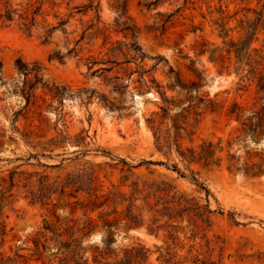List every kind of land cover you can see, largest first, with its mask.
I'll return each mask as SVG.
<instances>
[{
  "label": "rangeland",
  "instance_id": "rangeland-1",
  "mask_svg": "<svg viewBox=\"0 0 264 264\" xmlns=\"http://www.w3.org/2000/svg\"><path fill=\"white\" fill-rule=\"evenodd\" d=\"M259 13L258 47L264 42V0H0V189L2 177L12 171L52 180L92 168L105 187L137 177L165 179L200 195L188 179L154 162L177 163L186 174L188 166L209 188L211 209H223L206 223V239L216 244L211 259L216 264H264V134L246 135L240 122L227 116L233 100L251 105L254 85L246 92L237 90L235 58L222 50L230 37L243 32L241 20ZM131 41L144 52L143 60L128 50L125 43ZM118 46L121 51L113 53L111 48ZM213 48H218L215 60L210 58ZM17 60L28 68L37 66L44 85L20 72ZM177 76L189 91L169 86ZM160 90L174 104L170 115H182L184 147L221 140L223 149H216L211 163L188 165L155 148L153 131L164 136L170 125L169 117L163 123L160 118ZM120 159L136 166L121 171ZM141 160L152 163L137 165ZM6 195L0 252L12 259L9 264L73 263L62 248L55 251L53 241L45 248L34 243L43 242L45 221L61 231L82 226L87 215L82 210L71 214L67 201L73 199L54 194L47 203H33L17 187ZM90 215L95 227L80 239L79 250H84L86 264H102L104 259L99 262L94 254L106 247L108 235L98 212ZM113 237L112 251L159 242L144 226L120 225Z\"/></svg>",
  "mask_w": 264,
  "mask_h": 264
},
{
  "label": "trees",
  "instance_id": "trees-1",
  "mask_svg": "<svg viewBox=\"0 0 264 264\" xmlns=\"http://www.w3.org/2000/svg\"><path fill=\"white\" fill-rule=\"evenodd\" d=\"M94 9L96 20L99 21L98 5ZM7 17H10V14H7ZM261 18L262 14L259 13L253 20L245 22L241 20L240 27L243 32L238 37H230L225 43L226 47L222 49L228 56L233 54L235 58V73L240 74L237 90L242 89L246 92L254 85L253 102L250 106L233 100L227 109V116L240 122L244 134L251 136L264 134V55L262 54L264 42L260 47L254 45L258 41L257 33L260 30L259 21L261 22ZM62 23L63 21H60L59 25ZM123 29L131 30L128 26ZM132 33L131 36H133ZM227 36L228 34L225 33L224 37ZM125 45L129 51L133 52L135 59L143 60L145 54L135 41L125 43ZM217 50L218 48L210 50L211 60H215L213 55ZM111 51L113 53L120 52L121 48L120 46L112 47ZM219 56L223 57L222 54ZM161 59L158 57V60ZM16 67L24 74H32L34 84L41 83L42 77L37 66L28 68L20 60H17ZM244 79L248 80L247 84L242 83ZM193 84L194 82L191 83V85ZM41 85L44 84L41 83ZM169 86L173 89L178 87L186 91L190 90L179 76ZM113 88L121 92L119 87L114 86ZM28 93L26 92V94ZM158 93L162 101L160 118L163 123V120L169 117L170 125L165 128L164 136L153 131L155 148L164 155L174 154L188 165L211 163L216 149H223L220 145L221 140L219 139L217 142L203 140L196 146L184 147L181 144L179 132L180 129L184 130L179 124V117L182 115L178 113V115L171 116L169 113L171 104L174 105L172 100L167 97L165 90H160ZM27 97L29 101L30 94ZM101 97L104 98L103 95ZM184 108L182 107V110ZM228 156L229 160L234 158V155L228 154ZM119 161L122 162L121 171L125 166H127V170L136 166L128 164L124 159ZM143 162L152 163L151 160H141L137 165H141ZM154 163L164 164L177 172L178 176L188 179L196 186L200 195L181 190L165 179L137 177L129 184L122 183L117 186L113 184L112 187H105L92 168H78L62 177L56 176L52 180L47 175H39L32 179L30 174L23 177L22 172L15 175V172L12 171L7 179L5 177L1 179L2 185L5 183L7 185H3L0 189V210L7 198L6 192H10L14 187L23 188L25 196L33 203H47L46 201L50 200L54 194H57L59 199L62 197L72 198V201H67L71 214L82 210L83 214L87 215L82 226L70 225L61 231L54 224L45 221L41 234L43 242L40 243L38 239L34 240L36 246L40 244L44 248L46 242L53 241L56 245L55 251L59 252L62 248L61 252H64L66 257L68 256L72 260L73 263L69 262L68 264H86L87 259L84 258V250H79V243L80 239L88 236L95 227L94 219L90 215L95 211L98 212L97 216L102 220V227L106 229L108 235L105 240L106 247L96 250L94 254V258L99 262L104 259L102 264H216V261L211 259L216 244L206 239V223L210 222L213 212L222 213L223 209L220 207L216 210L211 209L209 188L188 166L186 168L189 170V174H186L178 167L177 163L171 165L164 161H155ZM114 164L117 165V162ZM121 185H126L127 188L123 189ZM8 195L10 196L12 193ZM120 225L144 226L147 232L157 238L159 242L154 243L153 247L137 242L119 251H112L109 245L114 238L113 230ZM79 232L81 233L80 237L77 236ZM5 236L6 226L1 222L0 246L4 244ZM154 252L157 254L154 259H151ZM98 256L101 258L97 259ZM11 260L10 257L4 258L0 252V264H9Z\"/></svg>",
  "mask_w": 264,
  "mask_h": 264
},
{
  "label": "bare ground",
  "instance_id": "bare-ground-1",
  "mask_svg": "<svg viewBox=\"0 0 264 264\" xmlns=\"http://www.w3.org/2000/svg\"><path fill=\"white\" fill-rule=\"evenodd\" d=\"M151 236V235H150ZM150 238V237H149Z\"/></svg>",
  "mask_w": 264,
  "mask_h": 264
}]
</instances>
